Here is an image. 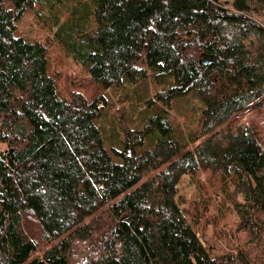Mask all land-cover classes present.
Masks as SVG:
<instances>
[{
  "label": "trees",
  "instance_id": "16d2710c",
  "mask_svg": "<svg viewBox=\"0 0 264 264\" xmlns=\"http://www.w3.org/2000/svg\"><path fill=\"white\" fill-rule=\"evenodd\" d=\"M44 1L0 0V264H264V0H90L91 28L54 35L88 95L19 33ZM151 77L149 120L128 126L121 96L111 153V95Z\"/></svg>",
  "mask_w": 264,
  "mask_h": 264
},
{
  "label": "rangeland",
  "instance_id": "374dc122",
  "mask_svg": "<svg viewBox=\"0 0 264 264\" xmlns=\"http://www.w3.org/2000/svg\"><path fill=\"white\" fill-rule=\"evenodd\" d=\"M223 4H227L228 8H232L235 0H219ZM96 3L90 0H49L44 1L43 4H36L32 11L27 14L19 23V33L24 37L39 41L46 45L51 46V60L53 68L56 71H60L65 78L73 82L78 80L82 81L81 89L79 91L88 95V91L93 92V85L86 82V77L83 75L81 68L78 67L76 63L72 61L74 59L66 54V51L61 50L58 43L55 41V31L61 28L60 33L71 32V27L79 26L83 23L84 30H88L94 24L95 16L94 10ZM37 11H40V20L37 18ZM88 20H85V17ZM74 22L65 25V23ZM44 22V23H43ZM264 22V18H263ZM57 35L56 37H58ZM62 36H64L62 34ZM61 36V38H62ZM53 40H52V39ZM71 38L69 36L64 37V43L70 42ZM75 46L72 44V48ZM75 61V60H74ZM153 77L149 79L147 83H137V84H126L121 92L112 96V102L114 108L110 107L109 115L100 123L102 129L105 133L106 148L113 152L114 149H119L122 146L121 139L124 138L123 132L120 128H115L114 123L117 121L116 110L121 104V96L129 101V94L132 97V102L130 104V111L127 115V122L130 124L128 126L141 127L144 123L149 120L151 115L150 110L146 105L147 100L154 95L157 89V82ZM133 103V104H132ZM136 104V105H135ZM138 105V106H137ZM203 104L198 100L195 95H191L188 98L180 100L177 102L176 110L174 112L175 117L181 121L179 128V135L182 140L187 141L193 132H195L199 125V119L202 113ZM264 118V114L262 116ZM251 121V120H250ZM260 124V123H259ZM116 125V124H115ZM157 140V136H152L147 142V149H151ZM205 175L202 176V179ZM193 184L189 183V179L185 177L181 183V195L186 198H190L194 194ZM33 232H37L35 226L31 227Z\"/></svg>",
  "mask_w": 264,
  "mask_h": 264
}]
</instances>
